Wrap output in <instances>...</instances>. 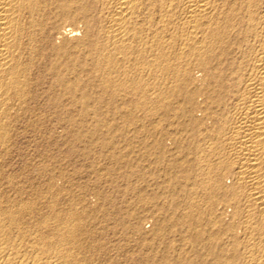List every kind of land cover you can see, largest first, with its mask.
<instances>
[{
  "label": "bare ground",
  "instance_id": "bare-ground-1",
  "mask_svg": "<svg viewBox=\"0 0 264 264\" xmlns=\"http://www.w3.org/2000/svg\"><path fill=\"white\" fill-rule=\"evenodd\" d=\"M148 93L154 97L146 98ZM169 93L175 98L185 94L184 101L173 106L167 102ZM147 105L166 110L163 122L180 108V124L190 131L191 148L184 147L169 162L177 170L169 190L185 192L199 172L210 179L206 185L213 194L233 201L230 213L241 235L247 241L253 234L261 236L264 0H0V264H118L110 252L100 251L99 234L120 227L129 233L136 220L130 214L108 219L112 214L105 212L106 220L98 222L89 218L88 189L64 194L50 167L54 140L49 116L51 110L60 111L59 120L73 121L71 109L107 108L134 121L133 110ZM100 116L95 135L108 122ZM76 126V138L84 140V124ZM37 131L45 139L38 153L43 159H34L32 151L33 157L17 168L15 158H23L25 151L20 139ZM205 133L215 140L210 156L216 160L205 165L188 161ZM99 146L106 148L107 142ZM149 148L158 158L168 152L164 134L155 136ZM226 169L234 170L233 186L219 184ZM235 227L227 229L237 237ZM166 246L145 256L146 262L167 259ZM209 249L216 253L213 246ZM256 251L259 258H247V264H264V247ZM188 257L185 264H197L198 258L211 264L195 248Z\"/></svg>",
  "mask_w": 264,
  "mask_h": 264
},
{
  "label": "rangeland",
  "instance_id": "rangeland-1",
  "mask_svg": "<svg viewBox=\"0 0 264 264\" xmlns=\"http://www.w3.org/2000/svg\"><path fill=\"white\" fill-rule=\"evenodd\" d=\"M198 74L199 72H197ZM194 82L196 83H192V85H197V81ZM198 84L200 83L198 82ZM178 94H173L179 96H176L177 98L170 93L167 94L169 96V98L167 96V102L173 106H178L176 104L182 103L181 100L183 98L182 101H184L185 95ZM151 96L154 97L151 93L145 94L146 98ZM198 100L202 102L203 99L201 97ZM161 109L155 110L148 105L142 109L135 108L133 110L134 121L127 120L123 113L117 110L107 108L93 112L86 110L87 112L81 111V113L79 110L71 109L68 113L75 120L61 121L59 120L60 116H58L61 112L51 110L49 121L53 128L51 141L54 140L52 141L54 145L50 167L51 171L55 173L56 184L66 190L64 192L66 196L75 195L79 189L86 188L89 190L87 192L89 193L90 219L94 218L102 223L106 220L104 213L110 212L112 216L108 219L118 221L127 215L129 217L130 214L136 220V228L129 233H125L120 227L114 233L102 231L99 234L100 251L103 253L110 252L109 254L118 264H151L146 262L144 257L156 255L162 248L167 247L166 245L170 249L167 259L161 260L159 257V259L156 258L155 263L185 264L184 260L189 258L188 255L192 253L193 248L200 251L201 258L211 264H233L232 261H235L236 264H245L247 261V264L250 260L253 262L251 257L257 256L259 258L258 256H260L256 250L264 247V233L261 236L253 234L254 237L251 236L247 241L245 235H241V229L235 227L238 221L231 217L233 212L230 204L233 201L230 203L231 200L228 199V201L227 198L224 199L215 192L217 198L220 197L217 199L216 194H213L214 191H210L206 185L209 184L210 180L207 176L201 175L199 172L195 173L193 179L188 182L185 192H181L179 187L172 191L169 190V186L177 176V170L170 168L169 162L177 159L184 147L191 148L193 144L189 139L190 131H184L180 124L179 118L182 115L180 108H177L179 110L173 109L176 112H171L172 117L169 121L164 117L163 120L166 122L161 120L166 110ZM100 113L103 114L102 118L107 117L108 122L103 126V130L101 127L97 128L100 129L97 136L93 132H95L98 124L96 122L100 121ZM109 117L114 119L110 120ZM87 120L91 122L85 123ZM78 122L84 124V128L82 127L80 130L86 135L88 134L86 140L77 139L76 131L73 132L74 128L77 130L76 123ZM87 130L88 132H86ZM67 131H69V135H66ZM33 133L20 139L22 149L28 152L23 151V155L26 154V157L22 155L23 158L21 159V156H17L18 159L15 158L17 168L18 166L20 169L23 168L26 164L25 159L26 161L29 160L27 158L30 156H34L33 158L37 160L43 159V155L40 156L38 153L43 151L45 139L40 132ZM162 133L164 134V145L168 152L158 158L157 152L149 147L154 137L160 136ZM186 135H188V139L183 140L182 138ZM210 137L206 136L205 133L197 139L194 145L195 149L190 150L188 154V161L198 160L205 165L206 161L216 160L215 157L210 156V150L213 146L212 140H214ZM103 141L107 142L106 148L99 146ZM25 145L31 148L28 149ZM112 155L119 157L120 161H113ZM21 160L25 164H22ZM224 171L222 173L223 179L219 184L226 187L233 186L234 170L226 169ZM99 195L108 197V200L97 199ZM223 202L227 203L225 204L226 209L223 208ZM217 203L219 206H215ZM219 203L222 204V207ZM223 209L227 212L222 211L223 216H221L219 211ZM190 215L192 217L187 218ZM231 225L235 227L237 237L234 236V231L232 234L231 230H228ZM244 240L246 243L243 242ZM250 241L249 245L251 246L248 247L247 243ZM236 242H239V246ZM209 245L213 246L216 253L210 252ZM236 256L238 257L237 260L235 259ZM231 258L232 261H230ZM201 260L198 258L196 263L201 264Z\"/></svg>",
  "mask_w": 264,
  "mask_h": 264
}]
</instances>
